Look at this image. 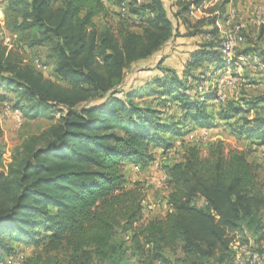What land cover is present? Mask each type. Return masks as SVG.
Here are the masks:
<instances>
[{
	"label": "trees",
	"instance_id": "16d2710c",
	"mask_svg": "<svg viewBox=\"0 0 264 264\" xmlns=\"http://www.w3.org/2000/svg\"><path fill=\"white\" fill-rule=\"evenodd\" d=\"M167 1L114 0L116 13L102 0H0L12 38L0 33V104L18 109L22 124L49 121L6 165L0 129V261L31 247L19 264H233L236 242L263 259V166L249 153L264 148V94L213 108L214 89L203 100L196 91L207 70L223 67L216 24L236 0ZM174 38L195 39L181 68L159 60L125 87L126 71ZM27 48L45 49L38 62L49 74L25 61ZM256 49L237 54L264 59ZM216 120L249 151L215 140L203 154L185 139L210 134ZM176 143L180 159L161 165ZM155 163L165 212L146 218L147 187L126 170Z\"/></svg>",
	"mask_w": 264,
	"mask_h": 264
},
{
	"label": "rangeland",
	"instance_id": "374dc122",
	"mask_svg": "<svg viewBox=\"0 0 264 264\" xmlns=\"http://www.w3.org/2000/svg\"><path fill=\"white\" fill-rule=\"evenodd\" d=\"M264 1V0H263ZM167 6L168 1L165 0ZM232 8H234L237 12V20L243 22L246 24L244 33H245V41L243 44H241L237 50V52H240L246 47L254 46L257 48L256 50L264 53V33L260 34L259 28L262 25H257L254 21L255 18V7H259V9L262 7L263 4L260 0H236ZM106 5L114 9L116 12V7L113 6L110 2H106ZM231 9V8H230ZM229 9V10H230ZM117 13V12H116ZM114 13L113 22L117 23V20L119 16ZM261 13L264 15V13L261 11ZM202 15V13H201ZM254 20V21H253ZM180 32H183L182 29H180ZM0 33L4 39V41L8 44L12 43V38H10V35L4 30L3 28V13L0 6ZM195 39H185V38H174L172 39L159 53H157L154 57H152L149 60L138 62L130 69L126 71L125 75V87H130L136 85L139 81L142 80V78H145L148 76L146 70L148 68H151L153 64L159 60H164L163 64L165 66L173 67V68H179L183 64V60L188 56L189 52L195 48ZM45 49L44 48H36V49H26L22 52V55L25 59V61H32L33 64H35V61L40 58L42 59L44 56ZM206 69V68H205ZM204 69V70H205ZM52 70V67H50L45 73L49 74ZM212 71V68L207 70V76L208 73ZM242 72H249L247 68H243ZM240 73H236V75H239ZM261 76V80L257 83L254 82H247L250 84V86H246V83H242L241 81H238L237 89L233 93H229L228 89H230L229 84H227L226 88V96L227 100L226 102L230 100H240L247 97H253L257 95L264 94V91L261 90V86L264 85V73H256ZM262 74V75H261ZM215 76L217 74H214L211 78V82L215 84ZM241 84V85H240ZM262 84V85H261ZM205 86H207L205 84ZM213 86V85H210ZM1 105V104H0ZM1 109V107H0ZM175 108H171V112H173ZM57 116H59L57 114ZM49 125V121L43 117L26 121L25 123L18 125L13 119L9 118V116L3 115V117H0V129L2 131V141L5 143V152L3 156L4 161L8 163V159H10V154L8 155L7 151L10 153L11 149L14 145L19 144V142L22 140V138L28 134L31 133H37L38 131H41L43 128L47 127ZM223 124L217 123V126L211 130V133L206 137L203 138L200 134V132L197 131H191L187 134L185 139L187 141H190L191 143L198 144L203 150V154H206L207 144L209 142H213L215 140H222L226 146V150L230 149H240L249 151V140L245 139H239L237 137L231 136L225 132V129L223 128ZM192 135L194 136L192 138ZM192 138V139H191ZM201 138V139H198ZM254 148V147H252ZM253 150V149H252ZM182 150L179 148V144L176 143L174 148L169 150L166 155L161 158L160 162L161 165L168 162H172L174 160H179L181 157ZM249 158L252 161L259 162L263 166V177H264V148L261 149H255L253 152L249 153ZM126 176L128 179V182L134 181V180H140L142 181L145 186L147 187V200L150 203H155L154 208L148 209L145 212L146 218H150L152 216L156 215H162L165 212V194H166V188L164 183V173L160 168H152V169H144L140 172L136 171L135 169H130V167L126 170ZM21 249V248H20ZM23 255L29 254L32 251L31 247L23 248ZM9 257H5L1 262L3 264H17L18 261H14L10 263ZM0 262V263H1Z\"/></svg>",
	"mask_w": 264,
	"mask_h": 264
},
{
	"label": "built area",
	"instance_id": "2783aa9c",
	"mask_svg": "<svg viewBox=\"0 0 264 264\" xmlns=\"http://www.w3.org/2000/svg\"><path fill=\"white\" fill-rule=\"evenodd\" d=\"M104 3L113 2L114 0H102ZM120 11L125 12V4L123 2L120 3ZM201 9H192L190 12V16L194 19L199 18L201 16ZM255 18L254 21L257 25L264 26V15L261 13L259 8L255 9ZM203 14V13H202ZM217 29L219 38L221 40L220 43V52L221 57L223 59V67L219 69L217 72H209L208 76L211 77L213 74H217L214 78L215 84L211 82V79L203 81L196 86V91L200 95V100L204 99L203 94L208 92L210 88L215 91V98L213 100L214 104H222L227 100L226 96V86L229 84L230 89H228L229 93H233L237 89L238 81L242 83H246V86H250L249 83L243 82L242 78L236 73H240L243 68H247V70L251 73H264V59L257 53H248V54H237V48L243 43L244 36L243 31L245 29L246 24L237 20V12L234 8H231L228 11L227 17L221 21L217 22ZM209 39L208 37H206ZM36 66L43 71H47L48 68L46 66H41L39 62L35 61ZM262 75V74H261ZM213 77V76H212ZM205 84L207 86H205ZM240 84V85H241ZM213 85V86H210ZM239 85V84H238ZM0 117L3 115L9 116V118L13 119L18 125L22 124V116L18 109H12L8 103H3L0 105ZM203 138L208 136V131L203 130L201 133ZM194 136L192 135V138ZM191 138V139H192ZM201 139V138H198ZM4 155V154H3ZM6 157V156H3ZM3 164L6 165V161L3 160ZM155 167H158V163H155ZM138 171V167L134 168ZM148 209L154 208L152 203L147 205ZM233 249L235 250V257L233 260V264H262L263 259L261 254L252 248L251 243H239L236 242L233 245ZM24 258L23 253H19L14 256L9 257V262L12 263L14 261H18L19 264ZM1 262V261H0ZM0 264H3L1 262Z\"/></svg>",
	"mask_w": 264,
	"mask_h": 264
},
{
	"label": "crops",
	"instance_id": "0c3cea01",
	"mask_svg": "<svg viewBox=\"0 0 264 264\" xmlns=\"http://www.w3.org/2000/svg\"><path fill=\"white\" fill-rule=\"evenodd\" d=\"M171 1H173V0H171ZM215 1V0H214ZM261 1V3L263 4V8L261 7L260 8V10L264 13V1L263 0H260ZM237 3H235V5H236ZM232 8V7H231ZM255 8H257V7H255ZM259 8V7H258ZM181 68V67H180ZM240 76H241V78H242V81L243 82H254V83H256V81H257V83L261 80V76L259 75V74H255V73H251V72H242V74H241V72H240ZM262 85V84H261ZM261 90H263L264 91V85L263 86H261V88H260ZM234 100H236V98H234ZM215 106L213 107V108H217L219 105H217V104H214ZM215 123H216V125L215 126H217V123H219V124H222L221 122H219V121H215ZM214 126V127H215ZM213 127V128H214ZM213 128H211L210 129V132H211V130H213ZM223 128L225 129V127L223 126ZM204 129H199V131L197 130V132H200V134L202 133V131H203ZM206 130V129H205ZM226 132V131H225ZM208 135H209V131H208ZM7 153H8V155L10 154L8 151H7ZM10 158V157H9ZM10 159H8V161H9ZM262 264H264V254H263V262H262Z\"/></svg>",
	"mask_w": 264,
	"mask_h": 264
}]
</instances>
